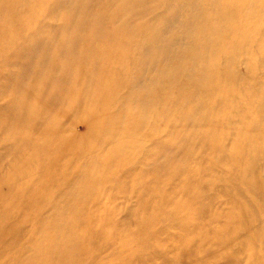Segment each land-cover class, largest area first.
Listing matches in <instances>:
<instances>
[{
    "label": "rangeland",
    "instance_id": "rangeland-1",
    "mask_svg": "<svg viewBox=\"0 0 264 264\" xmlns=\"http://www.w3.org/2000/svg\"><path fill=\"white\" fill-rule=\"evenodd\" d=\"M147 1L0 0V264H264V0Z\"/></svg>",
    "mask_w": 264,
    "mask_h": 264
},
{
    "label": "bare ground",
    "instance_id": "bare-ground-1",
    "mask_svg": "<svg viewBox=\"0 0 264 264\" xmlns=\"http://www.w3.org/2000/svg\"><path fill=\"white\" fill-rule=\"evenodd\" d=\"M173 1H175V0H173ZM154 2V0H148L147 1V3H153ZM161 2H169L168 0H158V3H161ZM75 29H78V28H75ZM11 48H13V51L14 52H19V51H17V50H15L14 48H19V47H17V46H13V47H11ZM20 49H23V51H26L27 50V46H25V45H23L22 44V48H20ZM43 49V48H42ZM39 51V50H38ZM37 51V52H38ZM106 52V51H105ZM20 53V52H19ZM107 53V52H106ZM11 54H14L13 52H11ZM42 55L43 54H41L40 56L42 57ZM102 57V58H104V59H111V58H118V59H120V61H122L123 60V56H124V53L123 54H121V53H116V54H109V53H107V54H103V53H99L98 55H96V57ZM119 61V62H120ZM26 62V61H25ZM25 62H23V63H20L21 65H25ZM36 75H39V76H41V78H43V75L41 74V71L40 70H38V71H31V72H29L28 73V77H32V76H36ZM107 81H110V80H108V79H100L99 78V80H98V82H97V87H98V89H99V92L100 91H102L103 92V90H104V88L106 87V85H107ZM40 86L41 87H45V88H47V85L46 84H37V85H35V86H32V87H30L29 89H30V91L32 90V92L33 93H36V95H38L39 94V92H40ZM29 89L26 87V88H24V89H21V88H18V89H16L17 90V92H20V91H23V95H26V94H28L29 93ZM46 91V90H45ZM44 91V92H45ZM106 99L107 100H110L111 99V97L110 96H108V97H105V96H103V95H99V98H98V103L102 106L104 103H106L105 101H106ZM44 101H46V102H48V101H50V97H45L44 99H43ZM110 103H112V102H110ZM31 103L28 101V102H25V103H23L22 105H30ZM11 105V103L10 104H7V106H4L2 109H3V111H1L0 112V114L1 113H6L7 111H9V109H10V106ZM14 104H12V106H13ZM33 107H35V109H34V111H33V118H36V120H39V123H43V121H44V123L45 122H48V121H50L49 119L48 120H46V116H45V113H43V110H40L39 108H37L35 105L33 106ZM105 107V106H104ZM22 113V112H21ZM22 115H24L23 113H22ZM120 115H121V112L119 113V117H120ZM140 116L142 117V119L143 120H145V117H146V113H145V111H144V109H143V105H141V111H140ZM145 116V117H144ZM86 118L87 119H89L90 120V122L91 123H97V122H100V121H105L106 119H109V116H108V111H106L105 112V109H104V112L98 117V118H94L93 117V115H92V113L90 114V116H86ZM142 120V121H143ZM141 121V119H140V122H142ZM13 123H14V125H18L19 124V120H17V121H13ZM56 126V125H55ZM58 127V126H57ZM124 130H126V131H128V133H129V135L130 136H135V135H139V134H137L136 132H135V129H133V127H132V125H131V123L124 129ZM115 132H119V126H118V128L117 129H115V130H113V133H115ZM44 133V132H43ZM42 133V134H43ZM43 136H44V134H43ZM42 136V137H43ZM113 136H115V135H113ZM147 138L146 137H143V136H141L138 140H135V141H132L131 142V139H129V141L127 140V141H124V142H121V144H120V150L118 151L117 150V152L115 153V154H113V156H111L110 158H108L109 160L110 159H116V160H120L121 162H126V163H129L132 167H136V163L134 162V160H133V156H134V154L136 153V150L138 149V148H141L142 147V144L144 143V141L146 140ZM234 147L236 148V150H242V149H244V148H246V147H248L247 145H245V144H242V143H235L234 144ZM108 159H105V160H103L101 163H99V164H97L95 167H98V169H102V167L103 166H105V162L106 161H108ZM90 163H92L93 164V160H91V161H87V162H85V164H90ZM231 170V172H232V174H233V177H240V176H242L241 174H245V173H247V183H250L251 184V186H249L250 188H251V190H253V192H254V190H255V185H257V184H259V179L257 178H254L253 176H250L249 178H248V171L249 170H254V165L253 166H250L249 168H248V166L245 168V167H241V166H233V169L231 168L230 169ZM251 172V171H250ZM40 174V173H39ZM253 173H251V175H252ZM10 178L11 177H6V179H8V180H10ZM51 180L53 179V181H54V178L53 177H51L50 178ZM58 179H59V181H64V182H66L67 181V179H68V177H66V176H61V178H59L58 177ZM60 179H62V180H60ZM246 179V178H245ZM251 179V180H250ZM8 180H6V182L8 181ZM105 181H106V177L105 176H103V177H101V178H99V177H92V178H89L88 180H86L85 181V188L87 189V190H90V191H92V190H95V188L98 186V185H100V186H103V187H105L106 185V183H105ZM8 183V182H7ZM11 184H13L12 182H11ZM253 184H255V185H253ZM256 188H258L257 186H256ZM201 189H203V188H201ZM210 190H212L210 187H208V188H205L204 190H203V194L202 195H200V196H202V197H205V196H209V193H210ZM64 192H67V193H69V191L67 190V191H63V193ZM61 194V193H60ZM56 195H57V193H56ZM167 198V197H166ZM165 198V199H166ZM168 201V200H167ZM260 202L261 203H263L264 204V192H262V195L260 196ZM176 207H178V206H180L179 204H178V206L177 205H175ZM250 207V205L248 206V209L249 210H251V211H253V208H252V206H251V208H249ZM264 207V206H263ZM70 209V211H72V209H71V206H68V204L66 205V206H64V207H62V208H60V209H58V211H59V213H58V215H56V216H51L52 218V220H48V221H44L43 220V217L42 216H38L39 217V227L40 228H44V227H50V225H52V223H53V225L54 226H56V227H61V226H63L65 229H66V232L67 233H70V237L72 238L73 236H76V234H75V230H76V228L78 229L79 227V225L80 224H83V222L85 221V220H82L81 218H80V221H79V223L78 222H74V221H70V220H68L64 215H63V212L64 211H67V210H69ZM56 210L57 209H53V211H55L56 212ZM195 212L196 213H199V208H198V210H195ZM245 214H246V211H245ZM56 221V224L54 223ZM9 228H10V223H8L7 221H3L1 224H0V232H2V233H5V232H7V231H9ZM62 233H63V231H62ZM262 238V240H263V242H264V233L262 234V236H261ZM37 247L38 246H36V247H34V248H36L37 249ZM262 248H263V246H262ZM143 252H145V251H143ZM39 256L41 257V258H43V259H45V260H49V259H51L52 258V254H50V253H45V252H41V253H39ZM35 264H47V263H42V262H39V263H35Z\"/></svg>",
    "mask_w": 264,
    "mask_h": 264
}]
</instances>
